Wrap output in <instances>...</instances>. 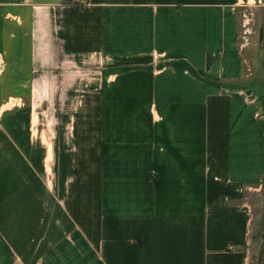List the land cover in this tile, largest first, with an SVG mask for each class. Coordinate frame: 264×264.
I'll return each mask as SVG.
<instances>
[{
    "label": "crops",
    "instance_id": "1",
    "mask_svg": "<svg viewBox=\"0 0 264 264\" xmlns=\"http://www.w3.org/2000/svg\"><path fill=\"white\" fill-rule=\"evenodd\" d=\"M244 7L0 0V264H264Z\"/></svg>",
    "mask_w": 264,
    "mask_h": 264
},
{
    "label": "rangeland",
    "instance_id": "2",
    "mask_svg": "<svg viewBox=\"0 0 264 264\" xmlns=\"http://www.w3.org/2000/svg\"><path fill=\"white\" fill-rule=\"evenodd\" d=\"M249 1L243 0L244 10H240V25H239V42L242 43L245 47L243 48V52L246 53V58L250 63V67L257 66L258 64L263 63L264 60V52H262V48L258 49V46L262 45L261 42H258L259 37L262 35L260 31L259 23L255 22V11L249 8H246L250 5H253L254 2L248 3ZM255 6H261V3ZM243 23L245 26L243 27ZM253 42L252 45L250 44ZM259 58L258 64H256V58ZM253 264H262L263 256L261 252L253 253L252 255Z\"/></svg>",
    "mask_w": 264,
    "mask_h": 264
},
{
    "label": "trees",
    "instance_id": "3",
    "mask_svg": "<svg viewBox=\"0 0 264 264\" xmlns=\"http://www.w3.org/2000/svg\"><path fill=\"white\" fill-rule=\"evenodd\" d=\"M63 2L65 4H72V3H76V0H63Z\"/></svg>",
    "mask_w": 264,
    "mask_h": 264
},
{
    "label": "built area",
    "instance_id": "4",
    "mask_svg": "<svg viewBox=\"0 0 264 264\" xmlns=\"http://www.w3.org/2000/svg\"><path fill=\"white\" fill-rule=\"evenodd\" d=\"M247 1V0H246ZM245 26V23H243V27Z\"/></svg>",
    "mask_w": 264,
    "mask_h": 264
}]
</instances>
